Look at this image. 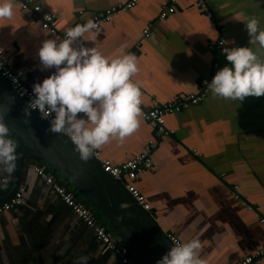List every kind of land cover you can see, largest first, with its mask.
Here are the masks:
<instances>
[{
    "label": "crops",
    "instance_id": "obj_1",
    "mask_svg": "<svg viewBox=\"0 0 264 264\" xmlns=\"http://www.w3.org/2000/svg\"><path fill=\"white\" fill-rule=\"evenodd\" d=\"M36 1L43 12L54 15L55 35L63 38L68 28L128 0ZM205 2L213 17L197 0H181L173 13L160 19L170 0H138L133 8L102 22L98 31L85 33L84 40L108 57L121 52L137 57L133 79L142 93L139 127L122 141L112 138L102 145L101 157L120 164L153 142L155 162L135 181L152 204L151 214L166 233L177 234L183 243L199 239L198 255L204 264H236L264 244L260 222L264 216V95L239 102L224 100L211 95L208 83L229 64L222 48L248 46L247 18L257 17L264 30V2ZM52 35L18 3L11 18L0 19V49L13 69L26 70L31 87L54 71H42L37 55L42 41ZM221 39L235 43L217 45ZM252 47L256 51L258 46ZM257 54L264 58V49ZM202 90L206 96L200 103L166 116L169 135H158L142 117V108ZM36 167L65 185L42 161L24 165L22 204L0 212V264H118L114 252ZM4 177L0 204L14 179L13 172L0 165V179Z\"/></svg>",
    "mask_w": 264,
    "mask_h": 264
},
{
    "label": "clouds",
    "instance_id": "obj_2",
    "mask_svg": "<svg viewBox=\"0 0 264 264\" xmlns=\"http://www.w3.org/2000/svg\"><path fill=\"white\" fill-rule=\"evenodd\" d=\"M15 3L0 0V19L13 16ZM244 27L248 46L222 48L229 64L218 69L208 83L213 97L239 102L264 95V58L257 54L264 49V30L255 16L247 18ZM91 30L99 29L97 22L89 19L68 28L63 38L53 34L42 41L37 50L40 68L54 71L33 84V96L25 108L26 116L35 110L41 119L48 120L47 131L66 133L82 161L110 139L122 141L134 133L141 113V86L133 79L138 72L137 57L125 52L108 57L95 45L86 46L84 34ZM253 45L258 46L256 51ZM78 113L83 115L78 117ZM9 133L0 116V165L11 174L18 153ZM200 248L199 239L176 244L156 264H204L198 255Z\"/></svg>",
    "mask_w": 264,
    "mask_h": 264
},
{
    "label": "water",
    "instance_id": "obj_3",
    "mask_svg": "<svg viewBox=\"0 0 264 264\" xmlns=\"http://www.w3.org/2000/svg\"><path fill=\"white\" fill-rule=\"evenodd\" d=\"M26 107L25 100L0 75V116L17 143L18 153L13 184L2 202L20 188L24 165L42 161L139 264H156L174 244L151 212L120 180L107 173L95 156L91 154L87 161H82L69 137L47 131L49 124L36 111L30 110L26 116Z\"/></svg>",
    "mask_w": 264,
    "mask_h": 264
},
{
    "label": "built area",
    "instance_id": "obj_4",
    "mask_svg": "<svg viewBox=\"0 0 264 264\" xmlns=\"http://www.w3.org/2000/svg\"><path fill=\"white\" fill-rule=\"evenodd\" d=\"M178 1L181 0H170V5L160 13V19H165L169 14L173 13L176 10V3ZM197 1L200 5V8L205 11L209 17H213V12L208 8L205 0ZM137 2L138 0H128L126 2L118 3L109 9L95 13L92 20L97 22L99 27L102 22L111 21L115 15L133 8ZM16 3H18L21 9L28 12L32 17L39 19L44 30L51 34L57 33V21L54 15L43 12L41 5L36 0H16ZM144 32L145 34H149V29H145ZM221 41H224V39H221L217 45H223ZM211 47L214 48L216 45L211 43ZM0 75L8 82L9 86L18 94V96L24 99L26 104H28L29 100L33 96V93L32 87L26 81V70L13 69L9 65L1 49ZM205 96L206 90H202L198 94L193 93L178 97L173 101L155 103L151 107L142 108V117L149 125H151V127L154 128L158 135H169L170 131L166 127V116L171 113L180 112L191 105L200 103ZM45 121L49 124L48 120ZM64 134L69 137L66 133ZM153 146L154 143L150 142V145H148L143 152L120 164H115L111 160L101 157V151L98 149L94 150L92 153V155L100 161L102 168L111 176L120 180L128 192L141 204L145 210L149 212L152 210V204L138 189L135 181L145 170L153 166L155 162V159L151 154V149ZM36 172L45 180L47 184L51 185L55 192L61 197V199L66 204H68L90 228L93 229L95 235L101 241V243L114 252L118 258V264H139L138 261L131 255L129 249L125 245L120 244L113 237V235L93 215L92 211L88 209L80 200H78L76 195L71 190H69L65 185L56 181L55 176L47 173L44 168L36 167ZM6 181L7 179L5 177L0 179V186ZM23 195L24 188H19L12 197L0 204V212L12 210L15 207L21 205L23 202ZM248 208L251 207L248 206ZM260 222L264 224V216L260 218ZM167 236L174 245L183 243L180 237L175 233H167ZM263 263L264 244L254 253L240 259L236 264Z\"/></svg>",
    "mask_w": 264,
    "mask_h": 264
},
{
    "label": "trees",
    "instance_id": "obj_5",
    "mask_svg": "<svg viewBox=\"0 0 264 264\" xmlns=\"http://www.w3.org/2000/svg\"><path fill=\"white\" fill-rule=\"evenodd\" d=\"M9 185L5 187V190H4L5 193L8 191Z\"/></svg>",
    "mask_w": 264,
    "mask_h": 264
}]
</instances>
